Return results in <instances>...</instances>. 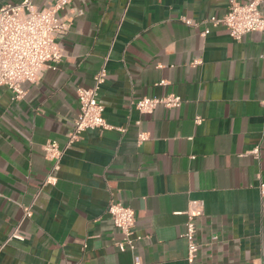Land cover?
<instances>
[{
  "label": "crops",
  "instance_id": "0c3cea01",
  "mask_svg": "<svg viewBox=\"0 0 264 264\" xmlns=\"http://www.w3.org/2000/svg\"><path fill=\"white\" fill-rule=\"evenodd\" d=\"M227 2L73 0L59 13L61 59L21 84L20 99L0 88V264H264V31L202 36ZM101 69L109 128L81 133L51 173L43 145L65 147L76 90ZM169 95L178 108L134 107ZM111 201L134 213L133 250L116 248ZM191 202L202 205L193 259L183 237Z\"/></svg>",
  "mask_w": 264,
  "mask_h": 264
},
{
  "label": "built area",
  "instance_id": "2783aa9c",
  "mask_svg": "<svg viewBox=\"0 0 264 264\" xmlns=\"http://www.w3.org/2000/svg\"><path fill=\"white\" fill-rule=\"evenodd\" d=\"M37 0H21L16 4H5L0 7V88L6 87L15 99L23 96L21 84L34 83L42 75L47 64L58 62L62 53L58 39L68 30V22L59 13L65 10L73 0H41L42 6H37ZM259 0L242 3L238 0H228L227 11L221 18L210 17L203 21L206 27L201 35L206 36L210 27L222 26L234 40H240L247 34L264 31V15L260 10ZM187 26L195 25L188 19H183ZM106 78V71L101 69L93 78L91 88H77L79 112L74 120L72 131L64 148L55 141H47L43 145L45 157L51 162V173L60 168L65 148L71 146L86 130H106L109 128L103 117L104 108L97 99L99 87ZM181 100L178 96L169 95L162 98H141L134 104L140 114H152L158 106L178 108ZM196 118L195 122L200 123ZM145 139L144 134L139 135ZM258 155V149L252 151ZM48 176L45 180L50 183ZM261 198H264V179L258 184ZM186 212L184 239L187 242V255L193 259L198 250L195 240V220L202 213L200 202H191ZM24 217L30 218V209L24 210ZM106 213L110 216L115 228L121 233L122 239L116 243V248L123 252L127 248L133 250L134 243L140 240L134 236V213L131 208L120 202L111 201ZM16 238L15 235L10 237ZM133 264H141L138 256H134Z\"/></svg>",
  "mask_w": 264,
  "mask_h": 264
}]
</instances>
